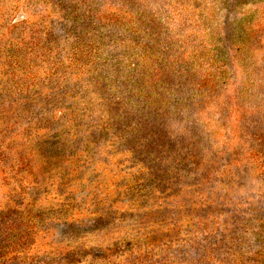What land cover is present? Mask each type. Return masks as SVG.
Wrapping results in <instances>:
<instances>
[{
	"label": "trees",
	"instance_id": "16d2710c",
	"mask_svg": "<svg viewBox=\"0 0 264 264\" xmlns=\"http://www.w3.org/2000/svg\"><path fill=\"white\" fill-rule=\"evenodd\" d=\"M155 1L0 0V264L69 227L42 208L52 166L83 154L93 196L109 143L155 184L133 213L146 242L119 264L155 249V264H264V1L143 15ZM22 7L31 17L10 23Z\"/></svg>",
	"mask_w": 264,
	"mask_h": 264
},
{
	"label": "rangeland",
	"instance_id": "374dc122",
	"mask_svg": "<svg viewBox=\"0 0 264 264\" xmlns=\"http://www.w3.org/2000/svg\"><path fill=\"white\" fill-rule=\"evenodd\" d=\"M100 1L92 0L91 5ZM30 2L33 3V1ZM160 2L156 0V6H145L146 12L143 15H148V12L153 13L154 7L161 6H164V11L171 16L174 15L171 9L163 3L160 5ZM192 3L200 5L195 0H192ZM202 5L205 6L204 3ZM258 5L264 6V3ZM132 8L136 9L134 3ZM183 12L186 13V11ZM189 14L193 15L194 12ZM9 15L10 13H6V16ZM13 15L10 23L31 17V13L24 7ZM58 34L62 36L64 31L58 30ZM55 149L52 147L51 150ZM100 153L101 156L91 168L92 176H97L98 184L94 186L93 196L86 198L85 195H88L90 191H84V186H87L84 185V181H87L89 176L88 171H84L86 167L80 159L83 154L76 151L77 155H67L56 166H52L54 167L53 176L49 179L53 180L42 190V208L59 217L56 220L50 219L47 222L48 225L64 222L62 217L65 215L69 221L63 224L69 227H63L56 232L50 230L47 233L39 230L40 234L27 239L26 244L19 247L16 253H4L1 256L4 263L1 264H119L129 256L124 254L133 243V239L134 242L140 239L135 244L137 249H140L142 243L145 244L143 231H146L147 226L144 223L139 224L141 214L133 215V213L140 206L137 199L140 197L147 200L155 184L152 182L143 186L139 184L134 176L141 166L137 163H128L129 159L116 147L115 149L111 147L110 143L106 144ZM63 175L66 181L70 182L67 187L60 179ZM84 198L87 203L83 204ZM74 201L75 205L70 206ZM74 220L77 224L83 223L79 227L70 225L74 224L72 223ZM47 224H44V229L48 227ZM154 228L158 226L151 225L150 233H153ZM185 229L181 231L184 232ZM155 245L159 246L157 243ZM154 253L155 255H147L143 261L146 264L161 261L158 257V249H155ZM144 256L146 255H137L141 258Z\"/></svg>",
	"mask_w": 264,
	"mask_h": 264
}]
</instances>
